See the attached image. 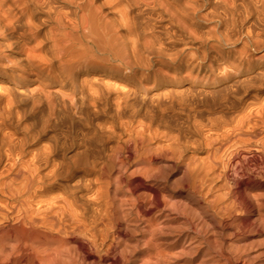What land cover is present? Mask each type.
<instances>
[{"label":"bare ground","instance_id":"1","mask_svg":"<svg viewBox=\"0 0 264 264\" xmlns=\"http://www.w3.org/2000/svg\"><path fill=\"white\" fill-rule=\"evenodd\" d=\"M197 17L239 48L185 53ZM247 72L264 78V0H0V264H129L135 249L131 264H178L204 243L212 263L264 264L212 219L264 234V82L210 88Z\"/></svg>","mask_w":264,"mask_h":264},{"label":"rangeland","instance_id":"2","mask_svg":"<svg viewBox=\"0 0 264 264\" xmlns=\"http://www.w3.org/2000/svg\"><path fill=\"white\" fill-rule=\"evenodd\" d=\"M206 6H203L199 15L204 16L206 9ZM215 19H211L209 17L207 18H201L197 17L196 21L194 22L195 30H196V35L194 36H189L187 40L183 41H178V46L184 48V52L187 53L188 55H200L202 51L208 52L207 56L209 57L211 54V46L214 44L220 43V48L224 50H230V49H235L239 48L240 44L239 43H225L223 40L221 42L218 41V31L222 29L221 25L215 26ZM246 23H244L243 26H245ZM215 29V30H214ZM183 37V36H182ZM217 38V39H216ZM221 40V38H220ZM204 60H197L200 63L203 62H208V58ZM205 62V63H206ZM255 72H247V73H242L241 75H238L237 79H239L238 82L236 83H231L229 80L222 81L220 84L217 83L214 86L210 87L212 88L211 90L213 91V94H216L217 97L223 96L227 97L233 94L235 89H240L244 83H250L251 85L244 86V89L247 88L249 92H252L253 87H257L260 85L261 82H264V78L261 79L259 77H254ZM247 77V78H246ZM231 80V79H230ZM246 80V81H244ZM229 83V84H228ZM227 86H229L227 88ZM248 86V87H247ZM187 87L190 88V82H185L183 84H178V88L182 90H186ZM226 87V88H225ZM264 96V92L262 93ZM200 156L205 157L206 152L202 151L199 153ZM160 158H163L164 160H161L156 164L158 168L162 170L163 173V180L167 183L169 186V189L175 193L176 198H184L186 194V184L183 181V169L180 165L178 164V161H176L175 158H171L169 156L165 157L164 155H161ZM230 181L233 183V173H230ZM230 182V183H231ZM223 181L219 182V184H222ZM207 189V185L204 186V190ZM192 191V190H190ZM223 191H225L223 189ZM190 201H192V205H201L204 207V211L207 215L210 216V214H214L211 206L209 204H205V200L202 196H200L197 192L196 194L190 192ZM179 217L178 223L182 225V217L187 216L185 212H179L177 213ZM215 215V214H214ZM214 221H216L217 226L216 230L222 233L221 229H224V233L220 235V237H223L225 239H231V241L237 243L239 246H243L247 249L248 253L251 255L255 256H264V234L259 232V228L256 226H251L250 222L247 219H237L234 221L227 220L226 218H221L218 216H213L212 218ZM181 220V221H180ZM219 226L221 228H219ZM142 236L143 237V232L142 231H134L131 232L129 230L126 231V239L129 245L132 247L133 245L136 244V240ZM208 237H210V241L218 237V234H208ZM204 249L202 251H205L207 248L206 243L203 244ZM208 245V244H207ZM209 246V245H208ZM144 248V247H143ZM202 251H191V250H186L185 252H177V259H178V264H186L188 261H190V257L193 259L192 262L194 264H199L202 262V264H215L209 261L208 256H206V252ZM138 253V254H137ZM143 253V251H142ZM143 256V254L137 252V249L134 251L130 252L126 258L127 262L131 264V262H134L135 260H139L140 256ZM113 257L118 260V254L113 255ZM121 264V263H119Z\"/></svg>","mask_w":264,"mask_h":264}]
</instances>
